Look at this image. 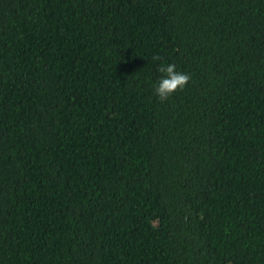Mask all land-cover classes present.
Returning a JSON list of instances; mask_svg holds the SVG:
<instances>
[{"label":"trees","instance_id":"obj_1","mask_svg":"<svg viewBox=\"0 0 264 264\" xmlns=\"http://www.w3.org/2000/svg\"><path fill=\"white\" fill-rule=\"evenodd\" d=\"M0 264H264V0H0Z\"/></svg>","mask_w":264,"mask_h":264},{"label":"clouds","instance_id":"obj_2","mask_svg":"<svg viewBox=\"0 0 264 264\" xmlns=\"http://www.w3.org/2000/svg\"><path fill=\"white\" fill-rule=\"evenodd\" d=\"M160 60L159 57H153ZM161 76L153 83V91L160 100L169 99L178 90H182L189 81V76L185 72L178 71L174 64L161 62L158 68Z\"/></svg>","mask_w":264,"mask_h":264}]
</instances>
